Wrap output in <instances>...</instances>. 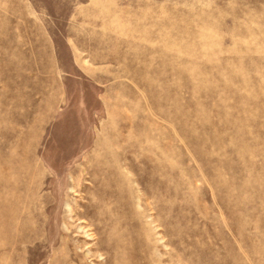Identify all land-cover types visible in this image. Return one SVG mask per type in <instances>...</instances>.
I'll list each match as a JSON object with an SVG mask.
<instances>
[{
	"label": "rangeland",
	"instance_id": "rangeland-1",
	"mask_svg": "<svg viewBox=\"0 0 264 264\" xmlns=\"http://www.w3.org/2000/svg\"><path fill=\"white\" fill-rule=\"evenodd\" d=\"M0 264H264V0H0Z\"/></svg>",
	"mask_w": 264,
	"mask_h": 264
}]
</instances>
